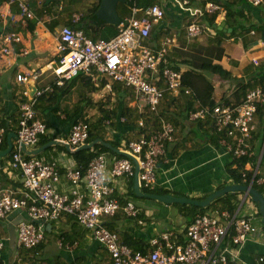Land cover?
<instances>
[{
  "label": "crops",
  "instance_id": "1",
  "mask_svg": "<svg viewBox=\"0 0 264 264\" xmlns=\"http://www.w3.org/2000/svg\"><path fill=\"white\" fill-rule=\"evenodd\" d=\"M42 1L46 3V0H26L28 9L32 12L34 18L22 20L18 6L9 4L7 0H0V46H4L2 36L5 34L13 33L20 38V43L7 45V55L0 54V127L5 129L2 141L5 140L6 142L4 146L1 141L0 152L7 149L9 136H11V151H17L16 139L13 134H15L20 106L22 103L33 99L34 89L46 87L50 89L44 93L47 94L45 98L39 101L37 98L34 106L36 118L46 126V133L40 137L38 142L45 139L50 140L46 144L52 141L65 140L74 122H85V119L90 120L85 117V105L87 103V105L92 104L91 102H94L97 97L102 98L106 94L112 96V100L116 102L113 108L117 104L119 107L123 106L124 113L129 112L128 114L131 113L132 117L128 119L125 115L124 118L127 121L121 122L120 118L123 117L117 115L112 120V124L109 121V123H106L107 121L103 122L93 131V134L100 139L99 141L105 143L119 141L123 146L130 136H136L135 124L141 118L151 126L150 130L158 127L161 118L172 125L173 121L175 122L174 139L166 144L164 154L160 157L155 171L156 185L152 191L163 192V194L155 195H171L193 201H203L226 186L240 185L235 184L228 174V170L232 168L229 166L231 160L219 141L220 136L209 130L211 126L208 122L191 121L189 119V115L183 111L185 107V98L181 97L183 95L165 96L160 102L158 114L147 118V116H142L136 111L130 89L111 84L105 78L99 79L100 77H98V86H95L90 77L81 73L76 77L79 78L76 82L71 83V79L55 84L50 70V67L54 66L57 57L55 36L64 25L71 22L70 16H73V12L69 15L71 10L65 9L66 4L62 2L51 8L48 13L44 10L39 13ZM194 3L201 6H194ZM154 4L162 8L164 17L158 24L152 26L150 39L145 42L146 45L156 51L161 47L165 38L174 37L175 43L168 50L167 61L173 66L176 65L179 69L178 72L181 74L192 69L198 70L203 64L220 65L228 71L237 81V84H234L236 83L234 82L233 84L220 86L217 79H209L214 86V98L217 103L222 104L225 100H229L233 104L241 103L248 91L244 94L237 91L247 83H254L251 84L252 88L250 90L264 88L260 87L254 80L257 73L256 69H264V3L253 6L246 3L245 0H195L192 6L196 8H203L205 4H215L220 8V12H216L215 16L211 15L214 16L212 25L208 26L203 23L205 30L196 38H187L185 28L192 20L189 14L182 12L173 0H158ZM83 13H85V10ZM123 16L125 15L119 17L122 18ZM55 18L56 25L52 22ZM39 19L43 20L42 24L37 22ZM198 23L202 24L200 21ZM31 24H34V26ZM105 25L96 29L93 36V29H90L87 33L89 35L85 36L93 42L115 36L117 25H111L115 28L114 30ZM23 73L30 75L27 84H20L16 81V75ZM36 73H39V75L37 76ZM82 79L90 81V85L94 88L92 92L91 89L90 91L87 90L90 87L85 86ZM65 84H71L68 93L58 94L54 100L49 101L48 93L52 92L53 86L64 87ZM68 85L65 87H68ZM25 91L28 93L27 97L23 96ZM74 94L80 96L78 102L81 105L77 108L79 114L74 116L73 121H67L66 117L76 110L73 109L69 114L65 112L61 115V105H67L69 97ZM85 94H89V96H85ZM261 128L262 125L258 122L257 130L252 134L251 145L249 146L250 151L255 156L247 157L256 160L254 170H258L261 154L264 152V128ZM217 136L218 142H215ZM46 144L38 146L39 143H37L33 148L27 149L28 151H34L30 154L20 149L23 159H35L42 163L55 161L62 174L66 169L75 166L71 158L72 152L67 151L64 145H53L40 150ZM11 153L0 157V190L17 192L16 196L19 197V193L23 190L21 170L10 168ZM257 156H260V159ZM254 159L252 160L255 161ZM107 160L111 165L114 157L108 156ZM247 162L243 167L246 169L248 165L249 168L246 170H250L252 165L250 160ZM252 180H254L253 176ZM256 183L264 190V169L259 171V180ZM110 184L114 188L112 198L121 205L132 202L140 210V214L136 219H132L126 217L123 211H118L115 215L104 218L103 223L108 230L117 233L121 242L127 239L142 249V252L149 251L152 247L150 246L151 241L160 239L162 234L165 233L169 235L170 242L184 245L187 241L185 228L193 221L194 216L197 214L214 215L218 211L219 213L227 212L219 209L221 203L210 208L207 207L216 199L233 194L229 199L235 204V210L232 214L227 213L235 215L237 218H251V223L257 229V233L247 236L241 246L232 247L230 254L234 256V261L237 264H264V262L259 263L258 261L264 253V233H261L256 225L261 216L256 203L251 200L249 194L246 195L245 192L241 191L226 193L215 198L208 206L202 207L206 210L199 213L194 212L192 210L194 206L191 205H167L136 195L133 189L134 179L130 177L116 178L111 180ZM250 185L251 182L247 186ZM56 188L60 194H66L69 190L64 178L59 180ZM81 189L84 190V188ZM139 191L149 194V191L145 192L147 190L142 188ZM247 202V208L244 209L243 206ZM20 220H27L26 210L24 209L13 211L0 220V236L6 239V247L0 254L2 264H29L28 261L24 260L26 251L21 252L26 263H23L22 259L18 263L15 247L11 250L7 246L9 226L15 224V229ZM139 220L141 224H138ZM50 226L51 229L48 228ZM51 230L59 231V233L54 237L57 253L49 256L45 254V246L46 234L51 235ZM62 233H66L67 238L73 244H76L70 252L56 246V239ZM73 233L76 234L73 235ZM44 236L43 246L39 249L38 256L52 260L56 264H106L109 261L106 250L94 239L90 231L79 225L72 217L62 216L57 221L49 222ZM33 264L46 263H40L33 259Z\"/></svg>",
  "mask_w": 264,
  "mask_h": 264
},
{
  "label": "built area",
  "instance_id": "2",
  "mask_svg": "<svg viewBox=\"0 0 264 264\" xmlns=\"http://www.w3.org/2000/svg\"><path fill=\"white\" fill-rule=\"evenodd\" d=\"M25 1L7 0L9 4L18 6L22 20H31L34 16ZM194 1L173 0L192 20L185 28L187 38H196L204 32V26L198 23L200 19L220 12L219 6L215 4H205L203 8L193 7ZM245 2L259 6L264 0ZM79 17L80 14H74L72 21L76 22ZM163 17L164 11L157 4L145 9L133 4L129 16L123 17L118 23L116 35L95 42L81 32L62 27L55 36L57 57L54 66L50 67L55 84L69 81L81 73L90 77L95 86H98V77L105 78L130 89L136 111L147 118L158 114L160 102L165 96L184 95L193 98L194 93L182 84L181 73L167 66L168 50L175 43V38H165L156 51L145 43L150 39L152 26ZM42 21L37 20L39 24ZM12 43H20V38L13 33L3 35L4 46H0V54L7 55V45ZM29 78L30 75L24 73L16 75V81L20 84H27ZM47 90L50 89H34L33 99L21 104L14 131L17 151L10 152L9 166L13 170H21L23 190L19 197L16 196L17 192L0 190V220L17 210L24 209L27 214V220H20L15 226L14 249L18 263L21 262L19 256H22V251L34 250L42 244L49 222L68 216L90 231L106 250L109 257L106 264H237L230 249L241 246L247 236L257 233L251 218H237L219 211L214 215L197 214L185 228L187 241L184 245L170 242L169 235L165 233L160 239L151 241L152 247L147 252L134 251L120 241L117 233L105 227L103 219L118 211H123L126 217L132 219L140 214V210L132 203L121 205L112 198L114 188L110 184L111 180L134 178L137 167L138 187L147 191L154 189L158 161L164 154L165 145L173 141L175 134L173 125L162 118L151 135L145 133L129 139L124 150L118 149L130 157L114 158L109 165L107 156L97 155L90 161L85 173L73 166L62 174L55 161L42 163L35 159H23L21 146L33 148L46 133L45 124L36 118L34 106L37 98ZM23 96H28L27 91L23 92ZM258 104H264V88L248 91L239 104L203 107L195 102L189 119L208 122L220 136L219 141L231 161L254 157L249 146L252 134L257 130ZM123 121L124 118L121 119ZM137 125L144 129V119L138 120ZM89 131L88 123L76 121L71 125L67 138L60 140V143L71 151H77L87 144ZM4 134L5 129L0 127V143ZM260 156L257 158L260 159ZM246 167L249 168L248 165ZM256 173L255 169L253 177ZM245 176L243 173L242 178L245 179ZM61 178L65 179L69 187L66 194H60L56 188ZM35 221L40 224H35ZM138 224H141L140 220ZM5 242L6 239L0 236V254L6 247ZM56 246L70 252L76 244L57 238ZM258 261L264 262V253Z\"/></svg>",
  "mask_w": 264,
  "mask_h": 264
},
{
  "label": "trees",
  "instance_id": "3",
  "mask_svg": "<svg viewBox=\"0 0 264 264\" xmlns=\"http://www.w3.org/2000/svg\"><path fill=\"white\" fill-rule=\"evenodd\" d=\"M62 2H64L66 4L64 6L65 9H69L72 6L75 5L76 0H65V1L64 0H54L53 2L49 3L48 5L45 3V1H42L41 4H40L41 5V9L39 10V13H42L43 10L46 13H48V11L51 8H53L55 6H58V4L62 3ZM157 2H158V0H129L123 5L122 4L117 5L116 10H118V7H120L121 10H122V13L126 14L133 4L137 8H145V7H148V6H150V5L154 4V3H157ZM98 4H99V0L97 1L96 5L92 9H90L88 12H86L84 14L81 13L79 19L76 22H70L68 25H64L63 27H70V28H73L74 30L81 31L84 35H89L87 33L89 32L90 29H93V32H92V36H93V34L95 33L96 29H99L101 26L105 25L103 23L102 24L97 23L95 21V19H94V14H95V12H96V10L98 8ZM60 13H62V11H60ZM69 15H70V13H69ZM119 16H121V15H119ZM214 16H204L202 19L199 20L200 22H202V24H200V25H203V23H204V24H207L208 26H211L212 22H213V19H214L213 18ZM71 18H72V16H70V21H71ZM52 22L56 25L57 24L56 18L53 19ZM31 25L34 26V24H31ZM30 29H32V28L30 27ZM52 30H54V29H52ZM166 59L168 60V57ZM167 66L171 67L172 69H174L176 71H179V69H178V67L176 65L173 66V65H171V64H169L167 62ZM256 72L257 73L254 76L255 82L258 83V85L260 87H264V69L262 70L261 68H257ZM204 73L210 74L212 78L217 79L220 82V86L226 85V84H233L234 82H236L234 84H237V81L232 77V75L228 71L224 70L220 65L203 64V65L200 66V68L198 70L192 69L190 71L183 72L181 74V80H182L183 86L191 89L193 91V93H194V97L193 98L190 97V96L189 97L188 96H184V95L181 96V97L185 98V103H184L185 107H184L183 111H184V113H186L188 115H189L190 112L194 111L195 100L199 103L200 106H203V107H212V106H215L216 104H220V103H217V101L214 98V86H213V84L205 76ZM78 79L79 78H73L71 80V83L72 82H76ZM82 82L84 83L85 86L90 87L91 92L94 90L92 85H90L91 84L90 81H88L86 79H82ZM256 83H255V85H256ZM251 84H254V83H247L246 85L241 87L237 92H241V94L246 93L247 91H249L252 88ZM66 85H68V84H65V86ZM65 86L64 87L63 86L62 87H57V86L54 85L53 88H52V92L48 93L49 101L54 100L55 97L58 96V94H67L69 88L71 87V84L68 85V87H65ZM46 95L47 94H42L38 98V101L40 99L45 98ZM194 98H195V100H194ZM231 104H233V103H231L229 100H225V101L222 102V105H225V106L226 105H231ZM75 110L76 111L72 113L73 115L71 114V115H68L66 117L67 121H73L74 120V116L79 114L78 113L79 111L77 109H75ZM128 113H124L123 106L119 107L118 104H117L114 108L108 109L107 111H104L103 112V116L101 118L97 119V121H95V123L94 122L91 123L87 119H85L86 120L85 122L89 123V127H90L89 138L87 140V143H91V142L100 140L97 136H95L93 134V131L96 130L97 127L99 125H101L103 122L109 121L112 124V120L117 115H120L123 118L125 117V115H127L126 117H128V119H129L132 116H131V113L130 114H128ZM256 117L258 119V122H260V124L263 125V123H264V121H263L264 104H258L257 105ZM137 118H138V116L136 117V119ZM124 120H125V122L127 121L126 118H124ZM174 125H175V122L173 121V126ZM144 127H145L144 129L140 128L137 125V122H136L135 129L137 130V134H136L135 138H137L138 136H141L142 134H145V133H147V136L152 134V132H151L152 129L149 131L151 126L148 125L147 122L145 123ZM263 128L264 127H262L261 129H263ZM209 130H211L213 133H215V130L213 129L212 126H211V128H209ZM260 133H261V131H260ZM49 141L50 140H48V139L42 140V141L38 142L39 143L38 146H42V145L46 144ZM215 142H218V136L215 137ZM108 143L113 148L123 149L124 150L125 145H126L127 142L125 144H123V146H122V143L119 142V141H117V142L116 141H109ZM2 144L4 146L6 145L5 140L2 141ZM260 145H261V143H260ZM100 154H104L107 157L108 156H113L114 158H117V159L121 158V156L115 154L110 149L102 146L101 144H96L90 149H83V150L76 151V152L71 154V158H72V160L74 162V165H75L74 167L79 168L82 173H85V171L87 169V166L90 163V161L95 156L100 155ZM252 159H254V158H252ZM252 159L240 158L238 160L231 161L229 166H231L232 168H230L228 170L229 171L228 174L230 175L231 179L234 180L235 184L248 185L252 181V188L254 190H256L257 192H259L260 194H262L263 197H264L263 188H261L256 183L259 180V171L261 170V166L263 165V162H264V152L262 154L261 161L259 163V167H258L257 173H256V175L254 177V180H252V176H253V170H254V167H255L256 160L254 159L255 161H253ZM248 160H250V163L252 165L250 170H246L243 167V166H245L246 163H248L247 162ZM243 173L246 175L245 176L246 177L245 180L242 179V174ZM145 192H148V191H145ZM148 193H150V194H153V193L154 194H163V192H157V191H149ZM232 195H229L228 197H225V198L221 197V198L216 199L207 208H210V207L214 206L215 204L221 203V207L219 209L222 210V211L223 210L227 211V212L232 214L234 212V210H235V208H234L235 204H233L231 202V199H229L230 197H232ZM256 207H257V209H259L257 204H256ZM192 210H194V212L197 211L199 213H202L206 209L205 208H195L194 207V208H192ZM75 234L76 233H73V235H75ZM67 237L68 236H67L66 233H62V234L59 235V238H63V240H65V242H68L69 244H73L72 241H70ZM122 243L127 245V246H129L134 251H140V252L143 251L142 249L137 247L134 243L129 242L127 239L123 240ZM42 246H43V244H40L36 249L26 251V255L27 256L25 255L24 260L26 262L28 261L29 264H33V259H34V261H39L40 263H44L45 262L46 264H56L52 260H49L47 258H41V256H38L39 249H41ZM22 255H23V253H22ZM19 259H22L23 263H26L23 260V256H19ZM0 264H2V263L0 262Z\"/></svg>",
  "mask_w": 264,
  "mask_h": 264
},
{
  "label": "water",
  "instance_id": "4",
  "mask_svg": "<svg viewBox=\"0 0 264 264\" xmlns=\"http://www.w3.org/2000/svg\"><path fill=\"white\" fill-rule=\"evenodd\" d=\"M53 0H46V3H49ZM126 0H100V3L98 5V8L94 14V19L97 23L99 24H109V25H116L119 22V17L116 11L117 5L119 4H124ZM10 137L7 139V149L3 152H0V157L5 156L9 154L12 150V144L10 141ZM13 137L16 139L15 134H13ZM97 143L101 144L102 146L110 149L112 152L115 154H118L123 157H130L127 153L118 151L116 148H113L109 143H105L102 141H94L91 143H88L81 147L79 150L83 149H90ZM61 144L59 141H52L45 146H43L40 150L46 147H50L53 145H58ZM65 149L67 151H70L68 146H65ZM21 150L25 153H34V151H28L24 146H21ZM262 155V154H261ZM138 168L136 167L135 169V177H134V184H133V189L136 195L142 196L145 198L153 199L156 200L160 203L164 204H179V205H191L194 207H206L208 206L215 198L222 196L226 193H233V192H245L246 195H250L251 200L256 203L259 206V213L261 216V223L264 228V197L255 191L251 186H245V185H235V186H226L216 192H214L212 195L209 197L205 198L203 201H193L190 199L186 198H178V197H173L171 195H155V194H144L139 191L138 188V180H137V175H138ZM35 224L39 225L40 223L38 221L34 222ZM15 225V224H14ZM14 225L9 226V232H8V242L7 246L12 250L14 247V241H15V230H14Z\"/></svg>",
  "mask_w": 264,
  "mask_h": 264
},
{
  "label": "rangeland",
  "instance_id": "5",
  "mask_svg": "<svg viewBox=\"0 0 264 264\" xmlns=\"http://www.w3.org/2000/svg\"><path fill=\"white\" fill-rule=\"evenodd\" d=\"M97 1L98 0H76L74 6H72L71 8L68 7L69 10H71L70 14L73 12L72 14H75V16H78L79 14L81 15V13H83L84 10L86 13L96 5ZM99 3H100V0H99ZM193 5L194 6L195 5L201 6V5H198V3H196V4L194 3ZM117 13H118V15H126L129 13V10L126 14H124V13H122L121 8L118 7ZM105 26L109 27L112 30L115 29L111 25H105ZM204 74L208 79L212 78L210 74H207V73H204ZM87 90L90 91V88ZM85 96H89V94H85ZM79 98H80V96H78L77 94L70 96L68 99V104L67 105H65V104L61 105V110H60L61 115H63L65 112H67V114H69L73 109H77L78 106L81 105L80 102H78ZM112 98H113L112 96L105 94V95H103L102 98L97 97L94 102H91L92 104L87 105L88 104L87 103L84 107V111L86 112L85 117H87L91 120V121L90 120H88V121L89 122H95V121H97V119H99L103 116L104 111H107L108 109H112L113 105L116 104V102H114V100H112ZM63 109H65V110H63ZM129 139H135V136H130ZM263 169H264V162H263V165L261 166V170H263ZM247 204H248V202L245 204V206H243L244 209L247 208ZM256 225L258 226L259 231L261 233H264V228H263V225L261 223V218H260V220H258L256 222ZM48 228L51 229V226ZM58 233H59V231H55V230L52 231L51 230V235L48 233L46 234V237H47L46 246H45V254L46 255L50 256L51 254L54 255L57 253V250H56V247L54 244V237L57 236ZM9 256H11V254H9Z\"/></svg>",
  "mask_w": 264,
  "mask_h": 264
},
{
  "label": "clouds",
  "instance_id": "6",
  "mask_svg": "<svg viewBox=\"0 0 264 264\" xmlns=\"http://www.w3.org/2000/svg\"><path fill=\"white\" fill-rule=\"evenodd\" d=\"M126 2H127V0L125 1V3H126ZM125 3H124V4H125ZM122 5H123V4H122ZM152 5H153V4H152ZM150 6H151V5H150ZM131 7H132V6H131ZM148 7H149V6H148ZM145 8H147V7H145ZM145 8H139V9H145ZM130 10H131V8L129 9V13H128L127 15L123 16V17L129 16V14H130ZM73 15H74V14H73ZM118 17H119V16H118ZM123 17H122V18L119 17V22H120V20L123 19ZM161 20H162V19H161ZM161 20H160V21H161ZM160 21H159V22H160ZM71 22H73V21H72V18H71ZM119 22H118V23H119ZM116 25L118 26V24H116ZM116 25H115V26H116ZM72 29H73V28H72ZM75 31H76V30H75ZM77 32H78V31H77ZM150 35H151V34H150ZM84 36H85V35H84ZM85 37H86V36H85ZM87 38H88V37H87ZM88 39H89V38H88ZM108 39H109V38H108ZM99 40H100V39H99ZM102 40H103V39H102ZM104 40H107V39H104ZM77 77H78V76H77ZM106 80H107V79H106ZM107 81H109V80H107ZM109 82H110L111 84H113L111 81H109ZM115 85H116V84H115ZM192 92H193V91H192ZM194 100H195V98H194ZM195 102H196V100H195ZM121 119H122V118H120V120H121ZM107 122H108V121H107ZM107 122H106V123H107ZM108 123H109V122H108ZM88 124H89V123H88ZM173 127H174V126H173ZM174 131H175V129H174ZM97 141H99V140H97ZM87 144H88V143H87ZM97 144H99V143H97ZM165 146H166V145H165ZM116 149H117V148H116ZM164 149H165V148H164ZM117 150H118V149H117ZM77 151H79V150H77ZM118 151H119V150H118ZM70 152L74 153V152H76V151H71V150H70ZM117 155H118V154H117ZM119 156H120V155H119ZM121 157H123V156H121ZM132 179H134V178H132ZM245 186H247V185H245ZM250 186L252 187V181H251V185H250ZM138 188H139V187H138ZM139 189H140V188H139ZM149 194H150V193H149ZM130 203H132V202H130ZM132 204H133V203H132ZM133 205H134V204H133ZM134 206H135V205H134ZM14 230H15V229H14ZM14 243H15V241H14Z\"/></svg>",
  "mask_w": 264,
  "mask_h": 264
}]
</instances>
